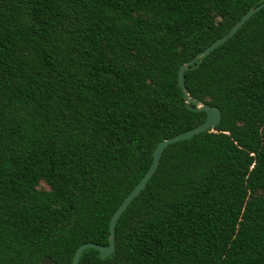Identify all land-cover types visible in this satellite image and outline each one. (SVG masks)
<instances>
[{
  "label": "trees",
  "instance_id": "16d2710c",
  "mask_svg": "<svg viewBox=\"0 0 264 264\" xmlns=\"http://www.w3.org/2000/svg\"><path fill=\"white\" fill-rule=\"evenodd\" d=\"M259 2L0 0V264L108 244L157 144L205 120L179 67ZM184 83L220 124L168 145L79 264H264V7Z\"/></svg>",
  "mask_w": 264,
  "mask_h": 264
},
{
  "label": "water",
  "instance_id": "95a60500",
  "mask_svg": "<svg viewBox=\"0 0 264 264\" xmlns=\"http://www.w3.org/2000/svg\"><path fill=\"white\" fill-rule=\"evenodd\" d=\"M264 7V0H260L259 4L251 7L232 27L231 29L222 37L215 40L204 50L200 51L193 59L182 64L178 70V85L182 89L183 94L186 99V106L188 109L197 112H205V120L197 125L196 127L186 130L180 134L173 137L164 139L160 141L153 151V159L150 167L140 179V181L133 187V189L127 194V196L120 203L118 208L114 211L113 215L109 221V236L107 245H99L95 243H83L77 247L75 250L72 264H79L80 258L84 250L86 249H96L100 253L102 259L111 256L115 252V227L116 223L121 216V214L126 210L133 199L145 188L148 181L154 175L157 167L159 165L161 156L165 148L175 142L188 139L200 132H205L210 128L218 126L221 122L222 114L217 106H212L207 103L201 102L197 98H192L188 93L184 83V73L190 69L198 67L205 57H207L213 50L225 43L229 38H231L245 23L246 21L256 12ZM190 104H194L195 107ZM40 264H58L56 261L52 260L49 256L42 257Z\"/></svg>",
  "mask_w": 264,
  "mask_h": 264
}]
</instances>
